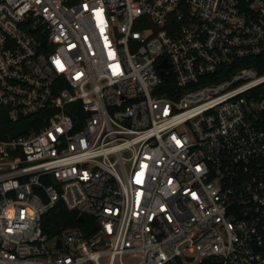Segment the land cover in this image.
<instances>
[{
    "label": "built area",
    "instance_id": "1",
    "mask_svg": "<svg viewBox=\"0 0 264 264\" xmlns=\"http://www.w3.org/2000/svg\"><path fill=\"white\" fill-rule=\"evenodd\" d=\"M260 67L264 0H0V264H264Z\"/></svg>",
    "mask_w": 264,
    "mask_h": 264
},
{
    "label": "trees",
    "instance_id": "2",
    "mask_svg": "<svg viewBox=\"0 0 264 264\" xmlns=\"http://www.w3.org/2000/svg\"><path fill=\"white\" fill-rule=\"evenodd\" d=\"M243 64L257 66V62L252 61V59L245 61ZM260 65H258L259 67ZM263 68L264 67H260ZM217 77H221L218 75ZM37 116L27 117L18 120L17 122H10L3 110H0V137L14 136L26 133L30 129L38 128L40 125L36 122ZM75 225L81 227L86 235L92 234L96 227V222L94 219L84 217L83 221L78 220V216L74 211L68 210L61 202L54 204L42 217V228L45 233L49 236H54L63 228Z\"/></svg>",
    "mask_w": 264,
    "mask_h": 264
},
{
    "label": "water",
    "instance_id": "3",
    "mask_svg": "<svg viewBox=\"0 0 264 264\" xmlns=\"http://www.w3.org/2000/svg\"><path fill=\"white\" fill-rule=\"evenodd\" d=\"M163 66H165V65L163 64ZM83 219H84V217L82 215L78 216L79 221H83Z\"/></svg>",
    "mask_w": 264,
    "mask_h": 264
}]
</instances>
